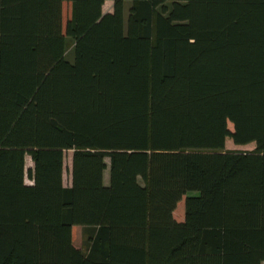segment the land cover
Segmentation results:
<instances>
[{"label": "trees", "instance_id": "obj_1", "mask_svg": "<svg viewBox=\"0 0 264 264\" xmlns=\"http://www.w3.org/2000/svg\"><path fill=\"white\" fill-rule=\"evenodd\" d=\"M104 1L0 0V264H262L264 0Z\"/></svg>", "mask_w": 264, "mask_h": 264}, {"label": "rangeland", "instance_id": "obj_2", "mask_svg": "<svg viewBox=\"0 0 264 264\" xmlns=\"http://www.w3.org/2000/svg\"><path fill=\"white\" fill-rule=\"evenodd\" d=\"M130 5L129 1H124L123 2V17L125 18L127 9ZM112 9V3L109 0H106L103 2L101 11L102 13L106 12H111ZM61 11V31L63 33L64 29V24L67 19L70 17V3L63 1L61 3L60 7ZM68 41V40H67ZM71 45H68L65 56L67 59H70V50ZM227 127L231 129V125L227 123ZM225 150H231V151H249L254 148L253 143H247L244 145H234L229 138H226L224 141V147ZM70 155H71V150H65L63 151V169H62V183L63 185H68L70 181V175H69V169H70ZM24 165L25 168H31L32 163L29 159V157L26 155L24 158ZM24 182L26 184H30L31 181L30 179L25 176L24 177ZM103 182L104 184L107 183V171L105 170L103 172ZM185 196H182L180 200L175 204V207L172 211V217L176 221H181L183 219V200ZM70 238H71V244L75 247L80 249L81 251L85 250L86 243H85V236H84V230L82 227L78 225H74L70 229ZM264 264V262L262 263Z\"/></svg>", "mask_w": 264, "mask_h": 264}]
</instances>
